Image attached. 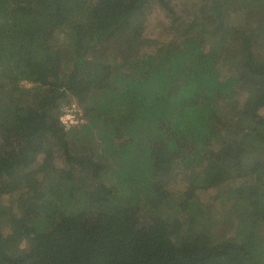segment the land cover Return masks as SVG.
<instances>
[{"label":"trees","instance_id":"trees-1","mask_svg":"<svg viewBox=\"0 0 264 264\" xmlns=\"http://www.w3.org/2000/svg\"><path fill=\"white\" fill-rule=\"evenodd\" d=\"M187 1L0 0V264H264V0Z\"/></svg>","mask_w":264,"mask_h":264},{"label":"rangeland","instance_id":"rangeland-1","mask_svg":"<svg viewBox=\"0 0 264 264\" xmlns=\"http://www.w3.org/2000/svg\"><path fill=\"white\" fill-rule=\"evenodd\" d=\"M174 3H181V5L183 4L184 6L190 5L189 1L187 0H174ZM241 17L242 15L236 14L235 16H233L232 21L237 24L240 22ZM140 21H142V23H144V26H145V31L143 34L145 38L152 39L151 41L162 38L161 34L164 31L165 24H167V18H166L164 11L159 9L157 6H152L146 12V15H143V17L140 18ZM228 72H229L228 70H225L222 76H224L225 73H228ZM69 105L63 106L64 115L61 116L60 118L61 122L65 125H69L71 124V122H73L72 124L78 123L77 121H75L74 119L75 117L73 116V114L77 116V114H80V112L82 111L81 108L78 107L73 100L70 101ZM259 147H257L256 149L257 150L260 148L262 149L264 146L260 148ZM239 160H241L242 163L239 162L238 166L240 168L245 166V171H247V177L243 179H248L250 183L254 181L256 187H260L264 190V153L263 151L261 152V154L259 155V158L257 159L254 156H250L245 161L243 158L242 159L239 158ZM235 173H237V170H235ZM175 176L177 180V181L175 180V183H176L175 188L178 187L177 189L179 190V187H180L181 188L180 192L184 191L185 183H184L183 178L186 177V175L185 176L182 175V172L179 171L175 174ZM220 182L221 183L219 184V189L226 190V191L232 187L234 188L238 187L242 183L241 181L238 182V178H233V177H222ZM198 197H197L198 203L201 204L202 201L206 200L207 195L206 194L203 195L202 193V194H198Z\"/></svg>","mask_w":264,"mask_h":264},{"label":"built area","instance_id":"built-area-1","mask_svg":"<svg viewBox=\"0 0 264 264\" xmlns=\"http://www.w3.org/2000/svg\"><path fill=\"white\" fill-rule=\"evenodd\" d=\"M73 122H71V124H72Z\"/></svg>","mask_w":264,"mask_h":264}]
</instances>
